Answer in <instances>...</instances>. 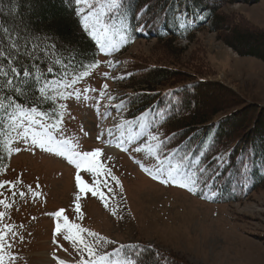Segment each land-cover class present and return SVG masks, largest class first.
Listing matches in <instances>:
<instances>
[{
	"label": "rangeland",
	"instance_id": "obj_1",
	"mask_svg": "<svg viewBox=\"0 0 264 264\" xmlns=\"http://www.w3.org/2000/svg\"><path fill=\"white\" fill-rule=\"evenodd\" d=\"M66 2L75 9V0ZM223 10L237 13L255 26L252 28L264 29V0L237 1L225 5ZM115 11L108 14L107 22L116 33L117 50L97 51V61L101 63L75 84H68L71 87L65 89V96L55 101L59 114L63 115V136L57 140L68 143L58 145L54 140L44 148L30 146L16 142L9 127L7 138L0 144V186L3 187L0 192L5 194L0 197V213L4 214L0 218V245H4L0 264H59L60 261L77 264L81 258H88L86 252L82 256L74 247L71 238L83 235L89 243H94L92 237L65 228L63 218L53 215L60 209H65L70 222L113 241L99 248V255L113 253L121 245L149 244L189 264H264V187L249 194L243 188L245 196L231 201V194H222L211 181L204 185L208 173H200L201 168L205 170V164L199 157L187 158L183 161L186 167L182 168L197 174L199 194L175 183H162L141 167L143 164L145 168H154L165 155L152 156L146 149L140 153L134 151L150 132L158 131L150 127L154 118L147 113L126 116V95L140 88H124L126 82L119 80V69L122 59L132 52L141 48L142 53H149L154 40L124 49L125 41L120 35L127 38V33L125 25L115 19ZM178 18L180 25L185 26V14H179ZM78 31L89 37L81 22ZM219 36L199 30L193 40L177 41L185 49L183 64L167 67L196 76L202 74V79L212 81L213 85H207L210 89L199 94L203 99L209 98L211 104L214 100L223 101L224 95L237 96L246 111L261 112L264 59L239 54L226 43L232 36ZM257 44L258 52L264 54V39ZM246 50L241 47L240 51ZM142 129L144 134L137 138ZM110 146L116 149H108ZM95 149H101L98 159L119 180L117 184L109 179L103 187L107 206L98 197L79 190L75 179L77 168L69 159L74 152ZM228 153L219 154L221 164ZM167 154L175 158L173 164L183 157L172 151ZM81 177L90 184L95 179L83 171ZM77 203L79 214L75 211ZM57 223L59 233L55 231ZM112 257L118 259L116 254Z\"/></svg>",
	"mask_w": 264,
	"mask_h": 264
},
{
	"label": "trees",
	"instance_id": "obj_2",
	"mask_svg": "<svg viewBox=\"0 0 264 264\" xmlns=\"http://www.w3.org/2000/svg\"><path fill=\"white\" fill-rule=\"evenodd\" d=\"M237 1L246 0H121L120 8L114 13L115 19L125 25L124 49L154 40L149 53H142L140 48L122 59L119 70L124 78L119 80L126 82L124 88H140L126 95V116L152 115L150 127L160 133L168 146L167 152L175 149L183 157L189 155L188 159L199 157L205 164L204 172L208 173L206 179L211 177L212 186L222 194H231V201L245 196L243 188L249 194L264 187V108L261 112H248L237 96L225 95L223 101L214 100L211 104L209 98L200 97L202 91L210 89L207 88L209 81L202 79V74L196 76L185 70L169 69L167 65L182 62L185 49L177 41L193 40L199 30L217 33L222 38L232 36L226 43L236 52L264 59L257 44L264 39V29L252 28L255 26L237 13L223 10L225 5ZM178 12L198 18L197 25L182 27ZM79 27V17L66 0H0V31L5 34V43L0 48L12 43L9 33L13 38L20 37V45L37 44L40 64L57 67L59 70L54 75L64 84H72V80L82 78L96 65L97 46L78 31ZM52 44L56 45L54 50ZM241 47L246 52L240 51ZM20 63H24L23 58ZM192 69L198 71L195 67ZM213 84L211 81L209 86ZM28 95H21L19 99L27 103ZM40 108L49 116L59 114L55 101H48ZM7 133L6 123L0 125V144ZM224 151L229 153L225 163L218 166L216 158ZM162 153L165 155L164 151L159 152ZM242 161L247 162V169ZM216 172L221 173L219 179H215ZM135 252H139L135 257L139 264H189L149 244L124 248L116 255L122 259Z\"/></svg>",
	"mask_w": 264,
	"mask_h": 264
},
{
	"label": "snow or ice",
	"instance_id": "obj_3",
	"mask_svg": "<svg viewBox=\"0 0 264 264\" xmlns=\"http://www.w3.org/2000/svg\"><path fill=\"white\" fill-rule=\"evenodd\" d=\"M121 6V0H75V11L80 18L82 29L92 39L100 52H111L117 50L115 47L116 33L110 30L108 25V14L118 10ZM140 11H143L141 9ZM4 32L0 31V44L5 43ZM8 39L12 43L7 48H0V125L8 123L11 125L16 142H23L30 146L44 148L46 144L52 143L54 140L58 145L67 144V140H57V137L63 136V115L49 116L46 111L40 108V105L48 101H56L65 96L64 89L71 85L64 84L62 80H58L54 75L59 69L54 66L40 64V54L37 53L38 45L33 43L29 47L28 43L20 45L19 36L12 37L8 34ZM120 39L127 42L126 36L120 35ZM54 50L55 44L51 45ZM48 52L47 47L44 49V54ZM23 58L24 63H20ZM96 64L101 63L96 61ZM7 64V67H5ZM66 71V69H65ZM87 75V73H85ZM107 75V73H105ZM124 78L123 76L121 79ZM115 79V77H114ZM77 81L72 80V84ZM102 87L107 88V85ZM24 94L28 95V102H22L19 97ZM71 96V93L67 94ZM66 107V105H61ZM54 121V122H53ZM132 123V121H125ZM54 130V132L52 131ZM144 134L143 129L137 134V138ZM174 135V134H173ZM97 139H100L98 136ZM167 144L160 138L159 132H150L147 140L141 143L139 147L134 149L140 153L145 149L152 156H159L160 151L165 152L163 158L158 159L157 165L154 168L141 167L148 172L154 179L162 183H175L177 186L184 187L187 190L199 194V188L196 186L200 181L196 179L197 174L188 171H182L186 167L183 161L187 157H181L176 163H172L174 157L167 154ZM51 150V149H49ZM19 151V148L16 149ZM175 152V149L171 150ZM101 156V149L92 151L74 152L69 159L75 163L77 175L75 177L77 187L81 192L90 193L92 197H98L105 202L107 206L106 195L103 187L108 185V180L111 179L119 184L117 177L112 175L110 169H106L98 157ZM222 157L216 158V163L221 165ZM82 162V163H81ZM167 164V167L165 165ZM244 169H247L248 164L242 161ZM222 166V165H221ZM81 171L90 173L95 179L92 183L86 182L81 177ZM204 169H200L203 173ZM221 173H215V179H219ZM209 179H212L211 177ZM209 179L203 181L206 186ZM111 191V189H108ZM79 199V197H78ZM77 214L80 212V205L77 203L75 207ZM0 213V218L3 217ZM57 218H63L64 227L70 230H75L76 233H87L92 237L94 243L89 241L83 235H74L71 239L74 247L82 254L87 253L88 258H81L77 264H139L135 258L139 252L126 255L122 259H110L114 254H118L121 249H135L138 246L134 244L121 245L115 249L113 253L105 252L103 255L98 254V249L104 244H112L113 241L100 236L95 232L81 228L78 224L70 222L65 215V209H60L53 213ZM55 231L60 232V224H56ZM68 239V237H65ZM4 245H0V252L3 251ZM3 261V255H0V262ZM59 264H64L60 261Z\"/></svg>",
	"mask_w": 264,
	"mask_h": 264
},
{
	"label": "bare ground",
	"instance_id": "obj_4",
	"mask_svg": "<svg viewBox=\"0 0 264 264\" xmlns=\"http://www.w3.org/2000/svg\"><path fill=\"white\" fill-rule=\"evenodd\" d=\"M108 149H110V150H115L116 149V147H108ZM115 153V152H114Z\"/></svg>",
	"mask_w": 264,
	"mask_h": 264
}]
</instances>
